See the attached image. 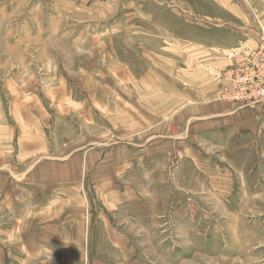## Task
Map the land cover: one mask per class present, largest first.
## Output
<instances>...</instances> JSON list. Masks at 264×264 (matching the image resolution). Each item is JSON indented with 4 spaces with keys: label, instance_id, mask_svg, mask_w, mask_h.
<instances>
[{
    "label": "rangeland",
    "instance_id": "rangeland-1",
    "mask_svg": "<svg viewBox=\"0 0 264 264\" xmlns=\"http://www.w3.org/2000/svg\"><path fill=\"white\" fill-rule=\"evenodd\" d=\"M205 3L0 0V264H264V100Z\"/></svg>",
    "mask_w": 264,
    "mask_h": 264
},
{
    "label": "crops",
    "instance_id": "crops-1",
    "mask_svg": "<svg viewBox=\"0 0 264 264\" xmlns=\"http://www.w3.org/2000/svg\"><path fill=\"white\" fill-rule=\"evenodd\" d=\"M207 3L202 6L199 13L208 19L220 22L215 28V33L221 35H230V41L225 44L228 48L237 46L240 42H245L250 46H256L258 37L256 22L264 24V0H249L254 5L255 14L247 8L246 0H204ZM251 4V5H252ZM257 18V19H256ZM236 103H229L224 107L217 108L214 111L215 116L233 115L240 108H246L249 105H239V108L233 110ZM41 257H22L23 264L27 261L38 260ZM6 257L3 259V262ZM8 261L10 258L8 257ZM5 264V263H4Z\"/></svg>",
    "mask_w": 264,
    "mask_h": 264
},
{
    "label": "built area",
    "instance_id": "built-area-1",
    "mask_svg": "<svg viewBox=\"0 0 264 264\" xmlns=\"http://www.w3.org/2000/svg\"><path fill=\"white\" fill-rule=\"evenodd\" d=\"M226 56L224 97L245 99L251 103L264 100V29L257 47L241 43L228 49Z\"/></svg>",
    "mask_w": 264,
    "mask_h": 264
}]
</instances>
